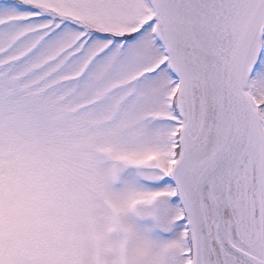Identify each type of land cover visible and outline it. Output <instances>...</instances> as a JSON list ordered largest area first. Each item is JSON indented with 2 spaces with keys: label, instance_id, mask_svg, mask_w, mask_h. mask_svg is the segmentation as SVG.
Returning <instances> with one entry per match:
<instances>
[{
  "label": "snow or ice",
  "instance_id": "6c2138e0",
  "mask_svg": "<svg viewBox=\"0 0 264 264\" xmlns=\"http://www.w3.org/2000/svg\"><path fill=\"white\" fill-rule=\"evenodd\" d=\"M0 264H264V0H0Z\"/></svg>",
  "mask_w": 264,
  "mask_h": 264
}]
</instances>
